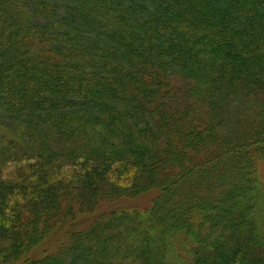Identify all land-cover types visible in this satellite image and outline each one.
Instances as JSON below:
<instances>
[{"label":"trees","instance_id":"obj_1","mask_svg":"<svg viewBox=\"0 0 264 264\" xmlns=\"http://www.w3.org/2000/svg\"><path fill=\"white\" fill-rule=\"evenodd\" d=\"M150 190L32 259L74 208ZM18 263L264 264V0H0V264Z\"/></svg>","mask_w":264,"mask_h":264},{"label":"rangeland","instance_id":"obj_2","mask_svg":"<svg viewBox=\"0 0 264 264\" xmlns=\"http://www.w3.org/2000/svg\"><path fill=\"white\" fill-rule=\"evenodd\" d=\"M14 166V165H13ZM62 175L73 174L72 168L63 169L59 172ZM110 176L109 173H107ZM129 175V172L122 174L124 180ZM126 182V181H124ZM124 185V184H122ZM158 190H150L134 196H121L115 200L99 203L93 210L89 212H81L78 208L73 209V220L69 219L62 227V230L56 231L54 234L47 236L36 248L32 251V259H41L45 256L53 254L56 249L69 239V227L73 223L75 225L73 232L81 231L89 227L98 217L106 215L112 211L122 209H137L146 211L154 199L158 196ZM35 254V255H34ZM24 258L20 262H22ZM19 264V263H18Z\"/></svg>","mask_w":264,"mask_h":264}]
</instances>
